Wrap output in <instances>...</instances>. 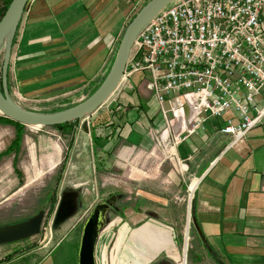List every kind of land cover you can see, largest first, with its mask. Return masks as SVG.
<instances>
[{"label": "crops", "instance_id": "crops-1", "mask_svg": "<svg viewBox=\"0 0 264 264\" xmlns=\"http://www.w3.org/2000/svg\"><path fill=\"white\" fill-rule=\"evenodd\" d=\"M146 2L30 0L10 52L7 85L11 99L27 111L49 113L43 108L94 88L108 74L124 28L139 4ZM145 74L128 77L135 79L134 84L130 82L133 89L142 91L138 99L132 92L124 95L127 109L117 118L99 114L94 120L102 124L93 133L107 138L99 139L98 146L113 148L118 140L123 145L118 152L122 160L136 155L159 159L161 166L167 162L171 170L164 175L169 181H189V192L193 186L194 190L188 201L180 190L173 202L166 194L157 201L148 196L150 205L160 207L159 215L147 211L144 220L129 216L117 222V232L107 242L115 249L114 264H178L181 259L182 264H215L212 259L188 262L187 252L184 258L189 220L191 240L201 258L207 247L221 264H264V117L242 138L220 133L217 129L224 118H216L205 123L204 131L176 144L163 134L160 117L147 111L151 102L158 103L146 88ZM53 150L41 161V168L54 170L61 148L56 144ZM28 157L35 169L33 146ZM40 174L42 169L36 170V176ZM128 174L137 173L130 169ZM99 240L96 264L100 262Z\"/></svg>", "mask_w": 264, "mask_h": 264}, {"label": "rangeland", "instance_id": "rangeland-1", "mask_svg": "<svg viewBox=\"0 0 264 264\" xmlns=\"http://www.w3.org/2000/svg\"><path fill=\"white\" fill-rule=\"evenodd\" d=\"M140 7L139 4L134 15ZM2 52L3 50L0 54V70ZM145 77L146 80H149L147 74ZM134 80L127 78L122 81L110 99L85 120L87 125L84 128L82 123L77 124L75 127L77 136L74 138V133L72 142V135L69 132H60L52 128L32 129L26 127V133L23 136L22 146L17 157L19 159L16 166L17 171L13 168V154L0 158V226L25 222L40 212L44 214L45 218L40 234L0 246V258L5 257L6 264H78L79 243L88 212L109 195L118 193L123 195L125 202L124 206L121 207L123 214L120 212L119 215L111 216L110 224L103 230L98 242L100 254L101 252L105 253L104 258H100L99 254V264H114L115 249L112 242H107L111 241L117 232V222L124 221L129 216L144 220L147 211L159 215L162 212L160 207L154 204L150 205L149 200L146 199L148 196L157 201L158 197L166 194V196H170L169 198L173 202L177 197H180V193L176 192V190H180L185 199L190 200L188 189L192 184L190 185L189 181L186 180L184 182L176 180L172 182V178L169 181L166 173L164 175L168 168L171 170V166L167 162L161 166L159 159L146 156L141 158L136 155H132L128 161H125L118 155L123 145L117 139H115L117 143L112 145L113 148L108 146L105 150L96 148L90 140L92 123L99 117V114L117 118L123 109L128 108V104L123 99L126 93L132 92L134 97L139 98L137 95L142 90L133 89L131 83L134 84ZM143 88L144 86L141 89ZM92 89V87H88L74 94L67 101L59 100L43 109L50 112L76 105L92 94ZM147 111H150L152 116H157L158 119L160 117L161 120L156 103L151 102ZM14 132L12 126L0 125V153L9 146L14 137ZM56 144L60 146L61 151L54 170L48 171L46 167L41 168V161H45L46 156L53 153ZM30 146L34 147L35 169L31 168L28 157ZM40 169H42V174L36 176V170ZM130 169L137 174L130 176L128 174ZM172 172L179 177L177 171ZM68 189L79 191L82 194L79 210L56 230L53 239L43 244L47 236L45 228H50L52 224V216L58 196L62 191ZM174 192L175 195H173ZM52 196L55 200L50 199ZM133 210H138L141 214L136 215ZM190 224L192 223L189 220V227ZM189 231L192 230L189 228ZM187 236L189 249L192 247L189 241L192 240L189 234ZM103 244L107 246L105 249L104 246L101 247ZM16 251L20 252L19 256H16L18 253ZM194 251L197 252L195 249ZM182 260L178 264H182Z\"/></svg>", "mask_w": 264, "mask_h": 264}, {"label": "built area", "instance_id": "built-area-1", "mask_svg": "<svg viewBox=\"0 0 264 264\" xmlns=\"http://www.w3.org/2000/svg\"><path fill=\"white\" fill-rule=\"evenodd\" d=\"M137 38L120 83L148 73L166 138L184 142L216 118L236 139L260 125L264 0H176Z\"/></svg>", "mask_w": 264, "mask_h": 264}, {"label": "water", "instance_id": "water-1", "mask_svg": "<svg viewBox=\"0 0 264 264\" xmlns=\"http://www.w3.org/2000/svg\"><path fill=\"white\" fill-rule=\"evenodd\" d=\"M30 0H12L0 19V54L2 52L0 85V115L28 128H53V126L68 124L77 121L82 123L83 128L87 125L85 120L93 115L103 106L116 91L124 77L125 66L130 57V51L135 44L139 33L154 19L156 15L165 10L168 5L176 0H148L142 5L139 11L128 22L121 35V40L116 50V55L110 66V70L96 90L82 102L53 113L31 112L22 109L11 99L7 85V68L10 61V52L13 39L21 21L24 9ZM78 130V129H77ZM77 136L75 133L74 138ZM59 204L52 220L50 228H45L47 236L43 244L54 238L56 230L74 214L72 202L63 194L59 197ZM109 204H101L96 207L88 216L79 243L77 261L78 264H96L95 250L96 243L100 236L103 224V214ZM42 212L31 217L25 223L0 227V245L10 244L15 241L40 234L44 221ZM189 221L187 222V224ZM195 222L193 221V224ZM188 241V240H187ZM187 241L185 244L184 258L187 252ZM159 264H169L161 261Z\"/></svg>", "mask_w": 264, "mask_h": 264}, {"label": "trees", "instance_id": "trees-1", "mask_svg": "<svg viewBox=\"0 0 264 264\" xmlns=\"http://www.w3.org/2000/svg\"><path fill=\"white\" fill-rule=\"evenodd\" d=\"M11 1L12 0H0V19L5 14V10L8 7V5L10 4ZM133 17L134 16H132L131 19ZM101 82H99V84L96 85L92 89L91 93H93L96 90V88L101 84ZM0 89L2 90V86L1 85H0ZM67 108H65V109H67ZM60 110H64V109H60ZM60 110H53V111H60ZM53 111L49 112V113H53ZM77 124H78L77 121H72V122H68V124L53 126L52 129H56V130H58L60 132H69V134L72 135V139H71V142H72L73 135H74L75 129H76L75 127H76ZM100 124H102V123H100V122L92 123V126H91L92 131L90 133V139H91V142L94 144V146L96 148H100L101 149L102 147L98 146L99 139L100 140H105L107 138L101 139L100 136H96L93 133V131L95 129H97V127L100 126ZM0 125H4V126L10 125L15 130L13 139L10 141L9 146L3 152L0 153V158L13 154V159H14L13 160V168H14L15 171H17L16 166H17L18 161H19V159H17V157H18V154L20 152V148L22 146L23 136L26 133V129H25L26 127L24 125L22 126L19 123L14 122V121H12L10 119H6L5 117H3L1 115H0ZM50 199L55 200L53 196L50 197ZM189 228H190V230H193L191 225H190ZM191 234H192V231H189V236H191ZM192 242L193 241H189V243L191 244L190 246H192V247H189V249L187 250L188 262H190V261H192V262H195V261H198V262H202L203 261V262H205V260H209V259L211 260L212 259L215 264H221L220 261L218 260V258L214 257L211 254V252L208 250V248L205 247V246H204L205 248L203 250L207 249V254L208 255L206 253H203L202 258L200 256H198L197 252L194 251L195 243H192Z\"/></svg>", "mask_w": 264, "mask_h": 264}, {"label": "flooded vegetation", "instance_id": "flooded-vegetation-1", "mask_svg": "<svg viewBox=\"0 0 264 264\" xmlns=\"http://www.w3.org/2000/svg\"><path fill=\"white\" fill-rule=\"evenodd\" d=\"M64 195V196H66L68 199H70V202H72V206H74V214L79 210V207H80V199H81V197H82V194L79 192V191H76V190H73V189H68V190H64V191H62L61 192V194H60V196L61 195ZM60 196H58V199H57V205L55 206V210H54V213H53V216H52V218L54 219L55 217V212H56V209H57V207H58V200H59V197ZM124 201H123V195L122 194H118V193H114V195H109L107 198H105V199H103L102 200V202H99V204H96V205H94L92 208H91V210L88 212V214H87V218H88V216H89V214L96 208V207H98L99 205H101V204H109V207H108V209H106L105 211H104V214L102 215L103 216V221H102V224H103V227H102V230H101V233L103 232V230L110 224V218H111V216H114V215H119L120 214V212L123 214V211H121V207H123L124 206ZM127 205V204H126ZM38 214V213H37ZM36 214V215H37ZM73 214V215H74ZM35 216V215H34ZM87 218H86V220H87ZM31 219V218H30ZM29 220V219H28ZM86 220H85V222H86ZM27 221V220H26ZM25 221V222H26ZM25 222H21V223H25ZM21 223H16V224H11V225H17V224H21ZM85 224V223H84ZM10 225V226H11ZM0 227H9V226H0ZM100 233V234H101ZM100 237V236H99ZM16 242V241H15ZM11 244V243H10ZM0 246H2V245H0ZM16 252H18L17 254H16V256H19V254H20V252L19 251H16ZM1 260V262H0V264H6V262H5V257H1L0 258Z\"/></svg>", "mask_w": 264, "mask_h": 264}, {"label": "bare ground", "instance_id": "bare-ground-1", "mask_svg": "<svg viewBox=\"0 0 264 264\" xmlns=\"http://www.w3.org/2000/svg\"><path fill=\"white\" fill-rule=\"evenodd\" d=\"M193 190H194V186L192 187V189H190V194L189 195L192 194Z\"/></svg>", "mask_w": 264, "mask_h": 264}]
</instances>
